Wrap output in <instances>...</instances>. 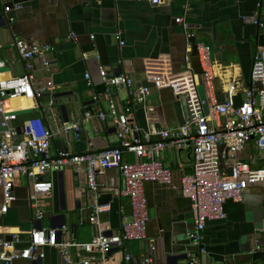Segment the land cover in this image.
Listing matches in <instances>:
<instances>
[{
	"label": "crops",
	"instance_id": "1",
	"mask_svg": "<svg viewBox=\"0 0 264 264\" xmlns=\"http://www.w3.org/2000/svg\"><path fill=\"white\" fill-rule=\"evenodd\" d=\"M259 1L190 0L185 30L176 22V18L184 14V0H169L165 4H154L152 0H0V59L8 60L7 66L0 70V76H15L25 71L24 61L13 44L15 38L49 44L50 70L38 60L34 73L37 80L50 76L54 81L52 95L58 119L64 122L69 117L71 122L80 124L78 135L70 132L54 139L53 154L66 139L71 141L72 152L116 147L120 143L115 124L111 120L102 122L97 115L100 109L109 112V102L105 98L94 100V94L105 87L99 75L100 66L110 72L130 75L138 86L148 83L146 69L153 60L158 66L163 64L159 61L169 62L174 73H180L187 63L201 81L203 69L196 43L203 42L211 47L216 74L212 101L224 102L227 98L224 86L227 81L235 80L239 90L235 99L239 103L251 77L254 54L264 46V29L254 23ZM17 3H22L23 8L4 12L5 6ZM260 13L259 18L264 23V4ZM8 18H13V22L9 24ZM117 30H121L122 38L116 36ZM86 73L91 75L93 87L87 85ZM150 86L149 104L155 107V112L150 114L149 121L163 129L182 124L187 115L184 96H176L171 88ZM49 97L46 93L37 102L18 109L21 123L41 115ZM113 97L116 105L123 108L128 89L114 87ZM18 101L24 103L23 98ZM86 112H92L93 117L86 119ZM2 118L0 115V127ZM131 121L141 128L147 127L148 120L141 106L136 105ZM158 138L154 136L153 140ZM15 139L17 141L19 137ZM240 157L253 168H264V156L254 140L240 152ZM125 158L138 161L134 153H126ZM158 159L172 170V183L145 182L149 211L147 239L127 242L123 249H114L109 256L112 264L121 259L123 251L133 255V264H143L148 253L152 255L150 264H170V260L171 264H187L188 252L196 251L190 236L194 229L191 202L181 192L182 177L192 170V152L172 144L158 154ZM68 167L76 171L75 167ZM46 176L52 180L53 190L43 197V220L37 221L31 210L28 200L30 179L18 176L15 181L17 199L8 212L0 216V239L11 240L12 232H20L22 241L17 245L20 249L28 244L30 230L66 225L67 229L59 234L61 240L90 241L98 234L97 226L89 220L95 201L88 204L84 196L77 194L76 199L81 200L80 208H77L71 191L72 183L76 189L80 184L86 187L84 173L79 172L73 182L68 170L65 183L67 209L64 211H61L63 194L58 172L52 170ZM99 182V200L110 204L101 219L106 222L109 232H119L122 222L131 219L132 215L130 199L122 194L124 179L118 170L107 169L99 175ZM3 200L0 186V204ZM226 209V220L207 224L205 244L208 251L202 258L204 264H225L228 260L237 264H264V234L260 233L264 228V180L251 182L242 199L228 201ZM61 212L67 214L65 224L56 217ZM152 240L156 245L153 252L150 249ZM258 243L262 249L253 252ZM71 250L74 261L85 256L75 247ZM44 251L43 262L20 258L13 264H66L59 248L47 246Z\"/></svg>",
	"mask_w": 264,
	"mask_h": 264
},
{
	"label": "built area",
	"instance_id": "2",
	"mask_svg": "<svg viewBox=\"0 0 264 264\" xmlns=\"http://www.w3.org/2000/svg\"><path fill=\"white\" fill-rule=\"evenodd\" d=\"M101 1V0H98ZM169 0H152L154 4H165ZM185 10L189 0H185ZM23 8L22 3L7 5L4 12ZM10 24L13 18L6 19ZM176 22L187 30L185 16L176 18ZM259 23V16L255 20ZM121 31L116 36L121 38ZM188 36L190 35L187 32ZM75 37V35L73 36ZM14 46L24 61L25 71L19 75L0 76V186L4 200L0 204V216L6 213L15 200V181L18 176H26L31 181L30 206L34 218L42 221L45 217L44 199L53 190V182L46 175L49 171H59L73 166L76 171L84 173L86 187L95 201L89 217L97 226L98 234L90 241H63L59 238L61 227H36L29 231L26 246L18 249L22 241L20 232H12L11 240L0 239V262L13 264L16 259H28L31 262H43L47 246L59 248L66 264H109V256L114 249H123L126 242H135L147 238L149 221L148 203L144 190L146 181L159 184L172 183V170L158 159V154L172 144L189 149L193 155L192 170L181 180V192L191 202L194 229L190 236L196 251L188 252L187 264H204L203 256L207 253L205 232L210 221L226 220L228 201H240L248 182L264 180V168H253L240 157L250 141L254 140L264 156V46L258 48L253 58L251 86L243 92L239 103L238 83L227 81L224 88L227 98L222 103L212 101L210 112L204 109L205 101L198 91L199 78L186 65L180 73H174L170 63L158 66L151 63L146 69L147 84L135 85L133 77L126 73H114L100 66L99 75L105 85L102 92L94 94V100L105 98L109 102V112L100 109L98 117L102 122L111 120L116 126V137L120 143L112 149L100 153L76 155L69 153L62 146L54 155L52 143L57 136L78 132V122L60 121L57 117L55 99L52 95L55 84L50 76L37 80L34 73L39 60L46 70H50L47 52L49 44L15 38ZM124 44V41H121ZM199 60L203 69L206 88L214 90L216 74L211 60V47L203 42L196 43ZM8 60L0 59V70L5 68ZM87 85L94 86L89 73L85 74ZM153 84L158 89L171 88L176 96H184L187 115L182 124L171 128H160L149 121L155 107L149 104ZM125 86L128 99L123 108H119L113 97V88ZM50 94L41 115L17 123L18 109L26 108L30 102ZM23 98L24 103L18 99ZM212 100V97H211ZM136 105H142L147 122L146 128L132 123L131 118ZM86 119L92 118V112H86ZM19 140L16 141L15 137ZM158 136L154 141L153 137ZM170 141V142H169ZM126 153H134L138 161L125 158ZM58 156V158H56ZM107 169L118 170L123 179L122 194L129 197L132 208L131 219L122 222L119 232H109L101 215L110 209V204H100L99 175ZM0 232L2 227L0 226ZM264 234V228L260 230ZM71 247L85 253L77 261L72 259ZM262 249L258 243L253 252ZM155 250V246H151ZM152 255L143 258V264H150ZM43 264V263H42ZM120 264H133V255L125 252ZM225 264H237L228 260Z\"/></svg>",
	"mask_w": 264,
	"mask_h": 264
},
{
	"label": "water",
	"instance_id": "3",
	"mask_svg": "<svg viewBox=\"0 0 264 264\" xmlns=\"http://www.w3.org/2000/svg\"><path fill=\"white\" fill-rule=\"evenodd\" d=\"M187 2H188V9L184 11V14H183L182 16H186V15H188V13H189L190 10H191L190 0L187 1ZM185 3H186V1L184 0V8H185ZM263 4H264V0H260V1H259V10H258V12H256L257 15H255V17H254L255 20H256V19L258 18V16L261 14L260 11H261V7H262ZM255 20H254V23H255ZM185 22H186V17H185ZM186 23H187V22H186ZM5 24L7 25L6 20H5ZM255 24L258 25L261 29H264V23L262 22V20H260V18H259V23H255ZM181 25H182V24H181ZM182 26H183V28H184V25H182ZM117 31H118V30H117ZM120 31H121V30H120ZM121 38H122V34H121ZM247 83H248V86H251V77L249 78V81H248ZM198 91H199L200 97L205 101L204 109H205V112L208 114V113L210 112V107H211V104H212V100H211V97H210V93H209V91H208L207 88H206V83H205V79H204V77H203V79L199 82V85H198ZM138 106H141V107L143 108L142 105H138ZM143 109H144V108H143ZM144 113H145V110H144ZM145 116H146V114H145ZM31 118H32V117H31ZM66 121H70L69 117H67V120H66ZM17 123H21V120H20L19 118H18V120H17ZM75 134L78 135V132H76ZM70 143H71V141H70L69 139H66V140H65V143H64V141H63V143H62V148L64 149V151H66V152L69 153V156H68V157H73V156H76V155H87V154L100 153V152H102V151H105V150H108V149H112V148H114V147H108V148H105V149H102V150H97V151H85V152H80V151H79V152H72V151L70 150ZM56 158H58V156H56ZM68 170L71 171V173H72L73 182H74V177L76 176V178H77L78 175H79V172H78V171H77V172H76V171L74 172V169H72V168H70V167H64L63 169L57 171V172H58V176H59V183H60L61 193L63 194V202H62V208H61V211H64V210L67 209L66 200H65V198H66L65 183H66V176H67ZM146 182H147V181H146ZM153 182H156V181H153ZM157 183H158V182H157ZM250 183H251V182H248V186H247L246 189H248ZM163 185H165V184H163ZM77 188H78V189H76V187H75L74 184L72 183V190H71V191H72V193H73L74 200H76V201H75V202H76L75 205L78 206L77 208H80L79 205H80V202H81L80 199H79V200L76 199V195H77V194H78V195H81V196H84V197L86 198V200H87V203L90 204L91 201H92V196L90 195V193H89L87 187H82V185L80 184ZM246 189H245V190H246ZM245 190H244V191H245ZM14 192H15V187H14ZM72 193L69 194V195L72 196ZM64 194H65V196H64ZM15 196H16V198H15V200H14L12 203H14V202L16 201V199H17V195H16V193H15ZM28 200H29V203H30V195H29V197H28ZM12 203H11V204H12ZM99 203H100V204H105V203H102L100 200H99ZM8 210H9V209H8ZM7 212H8V211H7ZM7 212H6V213H7ZM6 213H4L2 216H4ZM56 217L60 219L61 224H65L66 221H67V214L64 213V212H61L60 214L56 215ZM147 225H148V224H147ZM30 231H31V230H30ZM146 239H147V238H146ZM153 241H155V240H152V242H150V249H151V246L153 245V246H155V250H156V245H155V243H154ZM127 242L129 243L130 241H127ZM127 242H126V243H127ZM0 248L3 250L2 247H0ZM155 250H154V251H155ZM111 252H112V251H111ZM151 252H153V251L151 250ZM124 253H125V251H123V254H121V255H122V256H121V259H120L118 262L113 263V264H120V262L122 261V257H123V255H124ZM148 254H149V253H148ZM148 254H146V256H147ZM27 260H28V259H27ZM169 260H170V259H169ZM108 263H109V264H112V263L110 262V260L108 261ZM0 264H5V262L1 261ZM170 264H171V260H170Z\"/></svg>",
	"mask_w": 264,
	"mask_h": 264
},
{
	"label": "rangeland",
	"instance_id": "4",
	"mask_svg": "<svg viewBox=\"0 0 264 264\" xmlns=\"http://www.w3.org/2000/svg\"><path fill=\"white\" fill-rule=\"evenodd\" d=\"M71 150V149H70ZM75 150V149H74ZM72 151V150H71Z\"/></svg>",
	"mask_w": 264,
	"mask_h": 264
}]
</instances>
